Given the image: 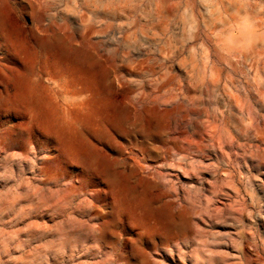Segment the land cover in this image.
<instances>
[{
    "label": "rangeland",
    "instance_id": "rangeland-1",
    "mask_svg": "<svg viewBox=\"0 0 264 264\" xmlns=\"http://www.w3.org/2000/svg\"><path fill=\"white\" fill-rule=\"evenodd\" d=\"M0 264H264V0H0Z\"/></svg>",
    "mask_w": 264,
    "mask_h": 264
},
{
    "label": "bare ground",
    "instance_id": "bare-ground-1",
    "mask_svg": "<svg viewBox=\"0 0 264 264\" xmlns=\"http://www.w3.org/2000/svg\"><path fill=\"white\" fill-rule=\"evenodd\" d=\"M28 47H29V46H28ZM62 76L65 77L64 74H62V75L60 76V78H61ZM74 95L82 96V95H83V91L78 90L77 92L74 93ZM238 126H239V125H238ZM193 175H194V174H193Z\"/></svg>",
    "mask_w": 264,
    "mask_h": 264
}]
</instances>
